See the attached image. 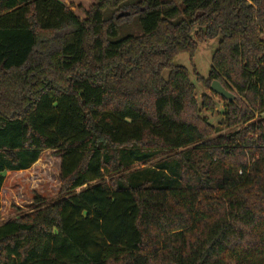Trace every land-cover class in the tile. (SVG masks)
Wrapping results in <instances>:
<instances>
[{"label":"trees","instance_id":"16d2710c","mask_svg":"<svg viewBox=\"0 0 264 264\" xmlns=\"http://www.w3.org/2000/svg\"><path fill=\"white\" fill-rule=\"evenodd\" d=\"M122 26L139 33L116 39ZM218 36L205 84L235 99L218 95L215 126L175 59ZM45 150L61 158L59 196L0 225V264H253L264 0H0V219L5 173Z\"/></svg>","mask_w":264,"mask_h":264},{"label":"rangeland","instance_id":"374dc122","mask_svg":"<svg viewBox=\"0 0 264 264\" xmlns=\"http://www.w3.org/2000/svg\"><path fill=\"white\" fill-rule=\"evenodd\" d=\"M63 1V0H62ZM95 0H64L66 4H82L88 8ZM73 10L82 18L84 15L76 7ZM139 33L137 26H122L119 39L127 34ZM221 37L218 36L204 42H199L194 56L188 52L179 54L175 59V64L185 66L190 74V80L195 85L197 100L201 103L205 96L210 97L216 103V110L211 112L206 108L201 109V116L208 118L213 125L217 126L222 119L223 102L220 97L209 89L205 80L208 79L212 65V58L219 46ZM167 74V72H166ZM199 76L204 79L199 80ZM211 85V84H210ZM246 125L233 128H225L222 134H231L236 130H243ZM61 158L56 150H45L42 152L39 160L28 170L11 171L5 173V181L1 190V219L0 225L14 219L18 214H24L36 209V198H44L47 203H51L59 196L61 188L60 180ZM135 168L151 166L140 162L134 163ZM107 181L109 176L105 177ZM261 249V250H260ZM259 250H254L247 254L250 263L264 264V246Z\"/></svg>","mask_w":264,"mask_h":264},{"label":"water","instance_id":"95a60500","mask_svg":"<svg viewBox=\"0 0 264 264\" xmlns=\"http://www.w3.org/2000/svg\"><path fill=\"white\" fill-rule=\"evenodd\" d=\"M210 89L212 92L228 100L229 102H232L235 99V95L229 92L218 80H213Z\"/></svg>","mask_w":264,"mask_h":264},{"label":"crops","instance_id":"0c3cea01","mask_svg":"<svg viewBox=\"0 0 264 264\" xmlns=\"http://www.w3.org/2000/svg\"><path fill=\"white\" fill-rule=\"evenodd\" d=\"M63 1H64V0H63ZM70 1H71V0H70ZM72 1H73V0H72ZM95 1H96V0H95ZM95 1H94V2H95Z\"/></svg>","mask_w":264,"mask_h":264}]
</instances>
